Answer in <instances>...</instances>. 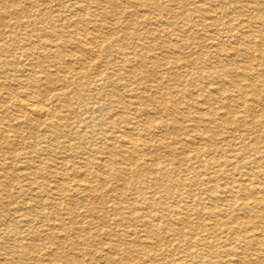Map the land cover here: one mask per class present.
Here are the masks:
<instances>
[{"label":"bare ground","instance_id":"6f19581e","mask_svg":"<svg viewBox=\"0 0 264 264\" xmlns=\"http://www.w3.org/2000/svg\"><path fill=\"white\" fill-rule=\"evenodd\" d=\"M35 1H37V0H35ZM137 1H139V0H137ZM170 1H172V0H170ZM173 1H176V0H173ZM217 1L218 2L222 1L223 3L221 2L219 4V6H217V8H215L214 7L215 4L213 5V3H216ZM244 1H247V2L246 3L244 2V4L239 8L238 12L240 10H247V11L251 12L253 14V16L247 22L250 24L253 22H258V23H260V26H261V24L264 26V10H262V7L258 3L259 1L252 0L256 4H253L251 1H248V0H244ZM30 2L31 1H29V0H1L0 1V13H1L0 14V21L4 22L7 20V18L14 16V15H17L16 19L18 20V19H20L21 16L23 17L24 15H27L30 12L31 7L33 8V6H36V8L39 7L41 9H43L44 6H46V5H44L42 8L43 4H41L39 2L30 4ZM144 2L146 3V6L148 7V11L146 13H143L142 17L139 15L141 18H137L138 12L133 10V11L129 12V14H130L129 19H123V17H121V15H123V12L118 10L117 0H83V2H78V4H76V5L73 3L74 6L71 9L72 15H71V17H69L70 18L69 21L67 20L68 19L67 18L68 16H67L66 17L67 21L65 23L62 22V25H59L57 23L58 24V31H57L58 33L57 34H59V38L61 39V44H59L56 48H53V46H51V48H49V47L45 48L46 46L45 47L41 46L40 47L41 49L38 48L39 50H37V49H33L31 46L30 47L28 46L29 48L28 49L26 48L25 54L24 53L20 54L22 56L25 55L26 57L20 58V57H18L19 55H16L15 52H13L10 49V47H7L5 49H2V47H1L2 50H0V77L2 74L3 75L5 74V78H4V80H2L0 82V86H1L0 90H1V94H2L3 99H4V103L6 104V103L10 102L11 105H9V108L7 109L8 111L7 112L5 111L4 114L1 115L2 117H0V123H1V125H0V147L2 148L4 141L6 142L10 138L11 139L12 138L21 139L22 140L21 143H23V142H26V140H25L26 138H29L30 135H33V137L39 136L43 142H46V145L44 147L36 149L39 151L34 150V152L39 153L40 156H41V154H45L46 152L58 151L59 147H57L53 144V140L55 137H57L58 135H60L62 133L61 129H60V125L62 124V119L64 120L66 118L65 115L60 114L59 111H64V109L62 110V108L66 107V112L68 111L67 114L70 115L72 117V119L74 118L77 121H82L84 118L82 112L88 111L87 110L88 104L86 103V99H84L82 96V90L78 91L77 90L78 88L75 90V97L74 98L76 99V101H79V104H80L79 107L81 108V110L74 108L73 105L70 103V101L67 102V105L65 104V105H62L59 107L56 104L54 105V102L51 103L52 101L48 102L45 98L41 99L39 102H32V101L30 102V100H23V98L21 99L20 96H19L20 99L14 98L12 96L11 92L8 91L7 89H5L6 85L8 84L7 82L9 80H11V77H10L11 73L13 75V78L15 75H17L16 74L17 72L21 73V75L19 74L20 75L19 77H16V76L15 77L17 79V82L19 84H22V86L26 85V88H27V86H31V84H32V86L34 88L37 86L40 88L39 85L44 83L42 80L43 78L38 79L36 75H37L38 71L43 72L44 70L46 71L48 69L47 68L48 66L45 68V64H44L46 61H48V62H51L50 65H54L57 68H56V71L54 72V74H52L53 72H48L47 74L45 73L47 76L44 78H46L45 79L46 82L49 83V84L46 83V85L49 86L50 83L54 82L56 80L57 76H62L60 79L61 80L63 79L64 80L63 82H67V86L69 85V83L75 82V83H78L79 89H83L81 87H88L90 89L92 86L91 84L93 82L91 80H88V79H90L91 76L94 75L95 77H97L96 79L93 78L94 83L101 81V84H103V86H106V87L109 86L112 88V90H111L112 92L109 95H106V97H107V99H109V101H113L112 96L115 95V93H116L115 90H117L119 88V86L122 84L124 87L128 88V90L130 92H134V94H135V96H134L135 98L133 100L128 101L127 106H129V108H132L135 114H137V115L140 114L141 116H144L143 114H145V115H148V118L146 117L144 119H138L139 116L136 115L134 117L136 119L135 122H131V119H129V118H125V120H123L122 118H117V119H115L116 121H112L110 119L111 121H109V123L106 124V127L100 128L99 129L100 132L108 133L109 135L111 133H114V134H116V136H118V133H120L118 131V128H117L118 123L126 121V120H127V123H130V124L132 123L131 127H130V131L128 130V132L120 134L121 138L123 139V142H124V144L121 143L124 145V149L122 150V153H120V155L114 153L113 149L111 148V146L109 144L108 145L106 144L105 146L102 145L103 147L100 146V148H101L100 152H102L104 148H105V150L107 149V151H106L107 153L105 154V157L101 158L98 162L99 166H101L102 168L103 167L105 168L103 171H96V169L94 171L92 169L94 167V162L91 161L90 159H87V158H86L87 160L85 162L82 161V162H80L79 165L76 166V167H78V169H80V171L84 170V172L82 173V174L86 175L84 177H91L92 179L86 180V178H84L82 180H79L75 185V190H78L79 192L84 191L86 193V195L89 197V200H91V199H94L95 196L100 192L101 187H103L104 189H107L106 192H107V194L109 193V195H110V193L114 189L112 187H110L108 189V186L111 184L112 180L117 181L115 188H118L120 186V188H123L126 190H135V192L138 194L137 199L135 201L142 202L144 204V208H146V210L149 212H153L154 214L151 217L153 219V221H151L152 224L147 227V231H148L147 233L149 234L148 237L150 240L145 239V238H141V237H139L137 240L136 239L135 240L126 239L125 241H117V239H116V244L111 243L110 247H109L110 251L116 255L115 256H107L105 258L106 259L105 263L106 264H124V263L127 264V262L128 263L129 262H132V263L135 262L134 264H155V260H157V255H159L158 253H154L156 250L155 247L158 248V246H160V245L162 246L165 244L164 240L167 237H165L162 234V232L165 233L164 231L169 230L168 228H170L169 225H167V227H165V225H162L160 222L164 223V221H166L168 218H170L169 215L170 216L172 215V218L174 221H180L182 223L187 224L191 220L190 219L191 215L192 216L195 215V216L199 217L200 215H203L204 213H206V216H209V219H210V217H213L215 220V223H214L215 226L213 225L214 227H210V230H213V233H210V235L207 237L199 236L200 235V233H199V234H197L199 237H195L196 234L193 233V230L191 229V231L189 230V232L184 235L185 238L179 237L177 239V241L179 240L177 242V244H169V246L167 248H165V245L167 244L166 243L164 245V248H165L164 254L170 255V253H171V256H172V254L174 252L176 253V251H178V253L181 254L180 258L178 260H172V262L177 261V263H175V264H264V219H263L264 218V61H263L264 56H263V54L259 53L257 55V57H255L254 56L255 51L253 52V51H251V49L234 48L236 45L232 42L233 45L230 44V46L231 47L233 46L232 48H234L233 50L235 51V55L237 54V55H241L242 57H246L245 59L248 60L247 63L250 61V57L254 58V59L252 58L251 60L252 61L254 60L256 62L255 65H257L259 67V74L260 75H257V76H262V78L256 79L257 76H255V74L253 73V71L251 69L249 70L251 65L248 64V67H246L247 69L243 68L244 71L239 73V74H241L240 78L245 80V83L239 84L238 82H235V83L231 82V85H230V80H228V79L226 80L224 78L226 75H221L222 73L224 74V72L228 71L226 69V67L224 68V65L228 66V65L232 64L231 66L233 67V64H235V66L238 67L240 65L239 64L240 61L237 62L235 60L237 62V64H239V65H236V62L230 63V62L224 60V61H226L227 64L223 63L224 65H222L220 67V66L214 65L212 63L208 64L206 62V60L203 59L205 56L204 57L202 56V59H200V61L196 60L200 64L201 69L209 68L208 72L212 71L211 73L215 77V80L217 81L216 83L219 85L221 84V86H218L217 89L214 88V90H212V91L210 90V92L208 91V94L206 95V97L202 103L200 101H197L198 100L197 99L194 101L192 100L191 104H188L189 107L188 106L187 107L190 109L194 108L196 113H197L196 115H193V117L190 119V120L195 122L193 128H194V131L196 133V136H194L190 139L188 137V136H190V134H188V136H187L186 132L184 131V129L181 126L182 121L179 120L178 117H175L173 115V111H171L172 113H169L170 115H173L169 119H164V116H158L159 114H157V113H159L158 110H160L158 108L159 107L158 105H161L166 110H170L171 109L170 104H172L174 106V105L180 103V100L178 101V99H174V98L168 99L167 97H164V96H166L165 94L161 97L159 96V94L161 93L159 91L161 89L160 86H162L164 83H166L165 77L162 75L164 73V71L161 70V68H162L161 66H162L163 61L161 60L162 62H157L154 70L152 71L155 78H156L155 83L157 85H155V86H156V88L160 87L159 90L152 89L153 85L150 84L151 79L148 76H139L138 81L141 84V86H139L137 88H130L132 86L133 82L131 84L129 82H125V83L123 82L122 83L121 82L122 76H121L120 69L116 68L113 70L112 74H109V73H107V69L103 68V65L97 64L96 61L101 56L102 51H104L106 55L110 54V53H111L110 55H114L113 51L116 50L114 48V46H115L114 43L116 41V38H114V35L112 33L114 30L112 32L108 31L104 35H98L97 32L99 29H101V27L106 26L104 24H107V22H108L107 17H109L111 15V16H113V19H112V22H110V23L111 24H121L122 28L125 29V30L122 29L124 31L125 35H124L123 39H121L122 43H123L122 47L124 49H130V48L135 49L137 47V45H133L132 43H128L126 41V39L129 36L132 37L133 39L134 38L141 39L143 37L149 38L151 36V34H153V32H151V30H153V29H151L150 31H147V30L145 32L143 31L144 35L142 36L141 33L138 34L137 31L133 30L135 25H138V23H139V24H141V26L142 25L147 26V25H150L152 23V21H155V20H156L155 22H157L156 24H158L159 26H161V24H164L165 22H167L169 24V26L176 25L178 30H180V27H184L183 32L187 35V33L189 31L196 29V28H202L204 30H211V31H214V29H215V31H216V29L220 23L219 19H222V21L224 20L223 21L224 22V27H223L224 30H226L230 33V30H231L230 29V9L228 8V3H230V0H193V2L191 1L192 5L190 7L186 6L187 2L185 0V3L183 2L184 5H181L182 11L179 13H172L171 12L172 10L170 9L171 5L170 4L164 5L159 0H144ZM234 3H236V2H234ZM100 4H102V6H98ZM96 6H98L99 8L96 10H91L92 7H96ZM39 10L40 9H38V11ZM69 10H67V11L69 12ZM127 10H129V9H127ZM164 12L168 13L166 16L164 15L166 17V19L165 18L160 19ZM39 13H40V11H39ZM51 13L52 12H49L48 10L43 11V16L40 18L41 19L40 22H43L42 21L43 19L51 20L53 18H54L55 22H58L59 19L61 18V15L63 14V13L57 14L56 16H54ZM189 16H191V18ZM99 18H101V19H99ZM36 19L38 20V18H36ZM21 20H23V19H20V21ZM20 21H19V23H20ZM24 21H25V19H24ZM29 21H31V20H29ZM48 21H45V23ZM51 21H53V20H51ZM163 21H165V22H163ZM240 21L244 22L242 20H240ZM232 22H234V21H232ZM37 23H35V25ZM101 23H104V24H101ZM17 24L18 23H16V25ZM40 24H42V23H40ZM22 25H23V23H22ZM43 25L45 26V24H42V26ZM108 25H109V22H108ZM18 26H19V24H18ZM169 26H168V28H169ZM20 27H21V25H20ZM53 27H54V25H53ZM166 28L167 27H165L164 30ZM252 30H253V28H252ZM35 32H37V31H35ZM48 32H49V30H48ZM48 32L46 29L45 30L42 29V31L40 30V33H39L40 35L38 37H40V39H42V40L43 39L49 40V42H50V40H52V38L54 37L53 36L54 33L52 34V38H51L49 36V34L52 32H50V33H48ZM148 32L151 34L147 35ZM160 33H161V31H160ZM192 34H193V31H192ZM248 34H250V33L248 32L247 35ZM174 35H176V33H174L173 36ZM204 35H205L207 40L212 39L211 36L210 37L207 36L208 33H205ZM243 35L246 36V34H243ZM41 36H43V38ZM213 36L215 37V35H213ZM161 37H163V36L161 35ZM164 37H165V35H164ZM14 39L20 40L19 35H16L14 37ZM184 39H187L189 41H193L194 36H191L188 34V38H184ZM197 40H199V39H197ZM142 41H144V39ZM195 41H196V39H195ZM110 42H112V43L110 44ZM32 43H33V41H32ZM155 43H157V42H155ZM166 43H168V42H166ZM185 43L187 44V42H185ZM220 43L219 44L214 43L213 45L210 44L213 51L216 52V54H218V57H219V54L221 55L222 50L225 51L224 50L225 48L223 47V43L222 44H220ZM34 44H33V46H35ZM41 44H42V42H41ZM193 44H195V48L197 51H199L200 53L202 52V54H204V53L206 54V52L203 50L204 46L201 42L200 43L193 42ZM236 44H238V43H236ZM251 44L253 45V43H251ZM39 45H40V43H39ZM42 45H44V44H42ZM54 45H56V43ZM4 47H5V45H4ZM180 47L184 48L185 45H180ZM180 47L175 46L172 43H169V46L167 47L169 49L166 50V55H165L166 58L171 61L172 65L175 66V69H177L176 71L172 72V78L176 82H179V80H181V78L183 76L182 73L179 71V68H181V66H182L179 63L180 59H179L178 49ZM185 50H187V49H185ZM261 50H263V48H261ZM203 51H204V53H203ZM114 52H117V51H114ZM214 52H213V54H214ZM208 53H209V51H208ZM127 54H130V53L127 52ZM138 54H137V56H138ZM185 55H187V54H185ZM182 56H183V54H182ZM185 57H187V56H185ZM231 57L233 58V56H230V58ZM222 58L224 59L225 57H222ZM234 58H236V57H234ZM238 58H240V57H238ZM20 59H27L26 61H24L27 63V68L25 67V65H23V67H22L21 62L19 61ZM66 59H68L70 61H68V60L66 61ZM183 59H185V58H183ZM111 60H114V57H112ZM111 60L110 61L108 60V62L110 63ZM142 61H141V64H143ZM152 61H155V60H152ZM193 61L191 63H193ZM217 61H219L218 58H217ZM232 62H234V61L232 60ZM112 63H115V62H112ZM188 63H189V61H188ZM243 63H245V62L243 61ZM33 64L40 67V70H37V69L35 70V68H37V67L34 68ZM113 65H116V64H113ZM143 65H146V64H143ZM193 66H191V67H193ZM241 67H244V66H241ZM27 70H28V72H27ZM191 70L189 72H191ZM19 71H21V72H19ZM60 72H62L64 74L60 75ZM131 73L133 75H136L137 69L136 68L132 69ZM169 73H171L170 70H169ZM232 74H235V73H232ZM123 75H125V74H123ZM31 78H32V81H30ZM82 80H84V81H82ZM212 82H210V83H212ZM43 85L44 84H42L41 86L43 87ZM207 85H209V84H207ZM33 87H31V88H33ZM49 87L51 88L52 86L50 85ZM195 88H197V87H195ZM230 89L232 91H238L237 92L238 95H235L231 99H230V95H231ZM87 90L88 89H86V91ZM173 90L177 91V87L173 86ZM35 92L36 91L34 89H32V92H30V93L34 94ZM42 92L43 91H41V94H42ZM129 94H131V93H129ZM232 94H233V92H232ZM55 96H57V95H55ZM85 96L87 97V95H85ZM26 97H27V95H26ZM89 97H90V95H89ZM91 97H90V99L93 98V97L92 98ZM231 101L237 102L235 104V106L237 105L236 111L230 110V102ZM94 102H97V100H93L92 102L90 101V103H92V104ZM119 102H121V100ZM204 103L208 105V106L206 105L207 106L206 108H202V104H204ZM223 103H224V105L221 106ZM79 104H77V106ZM222 107L225 108L224 112L220 111V108H222ZM186 108H183V109H186ZM96 115H97V113H96ZM160 115H162V114H160ZM177 116H179V115H177ZM117 117H120V116H117ZM186 120H187V118H186ZM230 125H232L231 127H233V128H238V130H239V127H241V128L247 127V129L248 128L250 129V135H252V136H246L245 135V137L243 138V140H245L244 145H243V151H244V154H246L244 157H246L247 154L249 155L250 153L253 152L255 154V158H254V156H252L251 158L246 157L244 159H241V158H239V154L236 153V149L230 148L234 144L233 141L235 139V137L232 133L233 131L230 132ZM183 127H185V125ZM126 128H128V127H126ZM157 130H159V131L157 132ZM182 130L184 131L183 133L180 132ZM234 131H236V130L234 129ZM258 131H259V133H258ZM260 131H261V133H260ZM247 135H249V133ZM239 136H241V135H239ZM168 138H171V139H168ZM167 139L171 140V141H167ZM196 140H198L199 144L200 145L202 144V145L197 146L196 145L197 143H196L195 145L197 147L192 148L191 147L192 144L190 145V142L196 141ZM30 141H32L31 138H30L29 142ZM35 142H37V141H35ZM113 142L112 143L108 142V143L113 144ZM35 144H37V143H34V145ZM238 144H239V142H238ZM238 144H236V147ZM25 147H27V146H24V149L26 150L27 148H25ZM2 151H3V149H2ZM237 152H238V150H237ZM47 154H46V156H47ZM49 155H51V154H49ZM202 155H205L207 157L208 168H206L202 164L198 163L200 161V158ZM43 157H41V158H43ZM58 157H60V155ZM242 157H243V155H242ZM12 159L14 160L13 161L14 163H15V161H18L22 165L21 168L18 167V169H17L18 175L14 174V175H16L15 179H19L20 181H23V183H24V184H18V187H17L18 188V192H17L18 194H25L26 195L27 193L30 192L29 189H32L31 191H33L34 188L31 187V184H33L35 182H40L39 181L40 178L43 177L45 179V182H44L45 184H44V187L40 186L39 190L41 192L43 202L45 201L50 206H52L53 211L56 212L57 209H62L64 207L62 202L66 196L68 197V195H70L68 197V199L71 198V202H73L74 199L72 197L75 198V196H72V194H68L69 189H67L66 183L61 182L60 179H59L60 181H58L56 179V177H58V174L60 172V170L59 171H57V170L61 169V170L66 171V169L68 168L67 164H65L63 162L62 163L58 162L59 165H57V163H56L57 161L54 158L49 157L48 159H49L50 165L46 164L47 167H45L44 166L45 164L43 165L41 161L39 163H37L39 158L37 160H35L32 157H29L28 152L16 154V155H14V157H11V160ZM194 159H196L195 160L196 164H194L193 166L190 165L186 169L183 168V167H186L188 165V163H190V160H194ZM8 162H9V160H8ZM230 166L236 170H241V168L247 169L248 171L246 173L241 172L243 175H247V174L250 175V172L257 171V173L256 172H253V173H255L254 174L255 176L257 175L256 178H258V179H250L249 178V180H247L248 183L245 180L240 181L234 177V174H236L235 173L236 171H234V170L232 171ZM46 169H50V171L52 172L51 173L52 177L50 179H47L50 176H46L47 175L45 173ZM189 169L194 170V174L191 175L189 172ZM5 171H7V170H5ZM65 171H64V173L68 175V172H65ZM12 175H13V173H12ZM129 175L137 178V185H135L133 188L129 187V189H128L125 182L128 179ZM207 175H209L211 179L212 178L217 179V182L211 187H207L206 185L210 184L209 181H213L214 179L209 180V178H207V180H206V178H204L203 176H207ZM7 178L11 179L10 177H7ZM70 178H71V176H70ZM0 179H2V178L0 177ZM220 180H225L224 181L225 183L221 184ZM97 181L102 186L98 185L96 183ZM10 182H11V180H10ZM118 182H122V183H118ZM244 182H246L248 186ZM8 184L9 183L5 184V186ZM193 187H196L197 189L203 188V191H204V187L208 188V190L213 192V194L208 196V197L207 196L204 197L205 194L202 193V190H201V192H200V190L198 191L201 193L200 194V193L196 192L197 189H195V188L193 189ZM57 190L60 193H58ZM194 190H196V191H194ZM235 192H238V194L236 195ZM17 193H15V194H17ZM1 194H2V192H1ZM202 194H203V196H202ZM236 196L238 199H240L241 202H237L238 199L236 198ZM13 197L14 196H12V195H11V197H9L11 199V201H12ZM232 197L236 198L237 203H235V202H234V204L231 203L230 200ZM14 198L17 199L18 197H14ZM185 198L186 199L188 198V200L186 201L185 204H183V202H185V200H184ZM7 202H9V201H7ZM15 202H17V201H15ZM68 202H70V201H68ZM125 202L126 201H124V203ZM170 203H173V205ZM5 204H6V202H5ZM22 204H26V207H24V208H26V210L24 209L26 212L22 211L24 213L25 217L28 216V218H29L30 215L33 216L34 213H37L36 207L38 206V204H36V203L35 204L30 203L29 204L27 201H25V202L23 201ZM132 204H133V206L130 207ZM132 204L130 206H128L127 204L126 205L130 208L129 210H131V213L137 214L139 208L136 206V204H134V203H132ZM3 205H4V203H3ZM78 205H80V204H78ZM233 206H237V208H235ZM4 208H5V206H4ZM6 208H8V207H6ZM110 208H111V206H110ZM63 209L65 210L66 214L69 215L70 222L68 223L66 220V222H67V225H66L65 224L66 222L65 223L61 222L64 217L62 218V220H59L58 218H56L55 221L58 223H55L56 225L55 226L53 225V226L58 227L57 229H59V227L63 228L64 226H66L67 229H70V230L74 229L76 231L77 227H74V224H76V222L74 221L75 220L74 216L76 215V212H77L76 207L72 206V207H66ZM141 209H143V208H141ZM42 210H43V208H42ZM92 210H94V207H92ZM146 210H144V211H146ZM236 210H240L241 212L239 211L238 214H235V212H237ZM80 211H82V210L80 209ZM119 212H120V216H123V217L125 216V212L122 210V206H121ZM170 212H172L173 214ZM4 213L5 212H2L0 210V217H2L4 215ZM49 213H50V210H49ZM24 215L22 214V216H24ZM82 215H84V214H82ZM16 219H18V218H16ZM36 219L38 220V218H36ZM200 219L203 221L202 218H200ZM200 219H199V221H200ZM207 219H204V220H207ZM230 220H232V222L236 223V225L234 224V226H230ZM28 221L30 223L31 221H33V218L31 220H28ZM132 221H134V220H132ZM210 221H212V220H210ZM210 221L208 220V222H210ZM89 222H91V221H89ZM171 222H172V220H171ZM193 222H194V220H193ZM232 222H231V224H232ZM1 223H4V222L1 221ZM25 223H26V221H25ZM29 223L27 224L26 227L29 226ZM182 223H180V224H182ZM12 225L11 226L9 224L7 225V227L9 228L8 230L12 236L10 238L8 237V241H7L6 245L4 242V245L2 246L3 249H5V248L9 249L10 252L12 253V255L7 257V253H8L7 252L6 256H5L7 258L4 259V256H3V261L1 260L0 264H13V262H15L16 259H17V261H21V263L25 259L29 260L28 258L33 257L34 253L38 251L37 246H39L41 244V243L39 245L35 244L37 242L36 239H38V242H39L38 236L35 239V243L27 244L28 241L27 242L25 241V243H24L23 239L21 240V238L18 237V235H17L18 233L16 234L15 225H13V226ZM89 225H90V223H89ZM196 225L203 228V226L205 227L207 225V223L206 224L204 223V225H203V223L200 222V224H196ZM46 226L49 227V225L47 223H46ZM87 226L88 225H86V228H88ZM101 226H102V224H101ZM142 227L143 226H141V230H142ZM223 227L226 228L225 231L226 230L227 231L225 232L226 234L223 232L222 233L224 235H228L227 233H232V234H230L231 236H229V237L226 236L224 238V236H221V234H219V231H221L219 229H221V228L223 229ZM204 229L209 230L208 227H206ZM70 230H69V232H70ZM38 231H40V230H38ZM41 231H42V229H41ZM49 231H47V232H49ZM55 231H56V229H55ZM64 231H65V229H64ZM79 231H81V230H79ZM171 231H173V229ZM178 231H179L178 229L175 231L176 235H177ZM255 231H258V232H255ZM51 232H52V230H51ZM203 232H206V231H203ZM65 233H67V232L65 231ZM100 233H101V231H100ZM117 233H118V235H120L119 231H117ZM171 233H173V232H171ZM19 234H22V233H19ZM42 234L43 233H41L40 235L42 236ZM68 235L66 236L67 238L65 237L67 240L69 237ZM104 235H105V233H104ZM123 235H124V232H123ZM137 235H138V233H137ZM44 236L41 237V239L44 238ZM91 236H93V235H91ZM96 236H98V235H96ZM99 236L102 237V235H99ZM130 236H132V235H130ZM173 236H172V238L175 239ZM175 237H177V236H175ZM222 237H223V239H222ZM76 238L79 239L80 237H76ZM111 238H112V236H111ZM28 239H30V238L28 237ZM66 239H65V241H67ZM167 240H169V237L167 238ZM43 241H46V240H43ZM51 241H52V238H51ZM62 241H64V240H62ZM65 241L63 243H65ZM29 242H30V240H29ZM49 242H47V243H49ZM172 242H173V240H172ZM51 245H53V244H51ZM40 246H42V245H40ZM70 246L68 247V245H67V247L69 249H71ZM76 246H78V244ZM96 246H98V245H96ZM80 247H78V249ZM2 248L0 250H3ZM45 248H42V249H45ZM58 248H60V247H58ZM68 248L66 250L67 252H69ZM72 248H73V246H72ZM154 248H155V250H154ZM76 249H74V250H76ZM54 250L55 249H53L52 251H54ZM153 250H154V252H151ZM156 251L158 252V250H156ZM2 254H4V252ZM31 254H32V256H31ZM39 254H41V253H39ZM61 254H63V253H61ZM66 254H68V253H66ZM58 255L59 254H57L56 256H58ZM88 255H90V253ZM40 256H42V255H40ZM69 256L70 255H68V257ZM75 256H76V254H75ZM171 256H169V257L171 258ZM48 257H49V255H48ZM63 257H65V256H63ZM176 257H178V256H176ZM38 258H39V256H36V253H35V256L33 257V259L37 261ZM65 258H67V257H65ZM62 259H64V258H62ZM38 260L40 261V258ZM55 260L58 261L61 259L58 258V260L57 259H55ZM55 260L54 261L52 260V261L55 262ZM68 260L71 261L69 258H67V260L64 259L63 262L61 260V262L59 261V263L69 264L70 262ZM160 260H164V259H160ZM45 261H49V260L46 259ZM74 261H75V259H74ZM89 261H87V262H89ZM168 261H170V259ZM40 262H42V260ZM17 263L18 262H15V264H17ZM24 263L25 262H23V264ZM59 263L57 262L56 264H59Z\"/></svg>","mask_w":264,"mask_h":264},{"label":"rangeland","instance_id":"374dc122","mask_svg":"<svg viewBox=\"0 0 264 264\" xmlns=\"http://www.w3.org/2000/svg\"><path fill=\"white\" fill-rule=\"evenodd\" d=\"M1 1V0H0ZM31 1L30 4H33V3H41L43 4L42 5V8L44 5V8L41 9L39 7L36 8V6H33V8L31 9L30 8V12L27 14V15H24L22 18L20 17V19H23L20 21V19H16L17 15H14V16H11L9 18H7L6 21L4 22H1L0 21V50L2 49H5L7 47H10V49L15 52L16 55H19L18 57L20 58H24L26 57L25 55H20V54H25V50L26 48L28 49L30 46L33 48V49H41L40 47L43 46L45 48L49 47L51 48V46H53V48H56L59 44H61V39L59 38V34H57L58 32V24L59 25H62V22H66L67 20L69 21V17H71L72 15V12H71V9L72 7L74 6V4H78V2H83V0H29ZM43 1V2H42ZM47 1V2H46ZM161 3H163L164 5H167V4H170L171 7L170 9L172 10L171 12L172 13H179L182 11V7L181 5H184L185 3V0H176V1H170V0H159ZM193 2V0H191ZM190 0H186V6L187 7H190L192 4ZM236 3H234V2ZM248 1H251L253 4H256L254 1L252 0H248ZM256 1H259L258 3L260 4V6L262 7V10H264V0H256ZM167 2V3H166ZM184 2V3H183ZM222 1H217L216 3H213V5L215 4V8H217V6H219V4L221 3ZM244 2L246 3L247 1H244V0H230V3H228V8L230 9V33L226 30H224V20L222 21V19H219V25L215 31H211V30H204L202 28H196V29H193L191 31H189L187 33V35L183 32L184 31V27H180V30L177 29V26L176 25H171L169 26V24L165 21L164 24H161V26H159L158 24H156L157 22L155 21H152V23L150 25H142L138 23V25H135L134 26V31H137L138 34L141 33L142 36L144 35L143 31L145 32L146 30L147 31H150L151 29V32H153V34H151V36L148 38V37H143L141 39H138V38H132V37H128L126 39V41L128 43H132L133 45H137V47L134 49V48H130V49H124L122 47V40L123 37H124V31L125 30L124 28H122L121 24H111L110 22H112V19H113V16H109L107 17V21L109 22V25H108V22L107 24H104V23H101V24H104L106 25L105 27H101V29L98 30V35H104L106 32L108 31H113V35H114V38H116V41L114 43V48L116 50L114 51H117V52H114L113 51V54L114 55H110V54H105L104 51H102L101 53V56L97 59V64L99 65H103V68H106L107 69V73L109 74H112L113 73V70L114 69H120V72H121V76H122V80L121 82L125 83V82H129L130 84L132 83V86L130 88H137L139 86H141V84L139 83L138 81V77L139 76H148L151 81H150V84H152L153 88L152 89H156V90H159L160 87L161 89L159 90L161 93L159 94V96H163L164 94L166 96L164 97H167L168 99L171 98V99H178V101L180 100V103L176 104V105H171V109L170 110H166L164 107H162L161 105H158L159 109L157 114H159L158 116H164V119H169L171 116H175V117H178L179 120H181V126L182 128L184 129V131L186 132L187 136L188 134H190V136H188L190 139L194 136H196V133L194 131V121L190 120L193 115H196V111L194 108L190 109L188 108L189 105L188 104H191V101L193 100H197V101H200L201 103L204 101L206 95L208 94V91L210 92V90H214L218 88V86H221V84H217L216 80H215V77L213 76V74L211 73L212 71L208 72L209 71V68H203L201 69L200 67V64L196 61V60H199L202 59V56L204 57L203 59L206 60V62L209 64V63H212L214 65H218V66H222L224 64H227L226 61L230 62V63H235L236 61L239 62V64H237L236 62V65H239L238 67L235 66V64H233V67L231 65H228V66H225L224 65V68L226 67V69L228 71L224 72V74L222 73L221 75H226L224 78L227 80H230V85H231V82H238L239 84L240 83H245V80H243L242 78H240V75L239 73H241L242 71H244V69H247L246 67H248V64L251 65V67L249 68V70L251 69L253 71V73L255 74V76L257 75H260L259 74V67L256 64V62L253 60H251L253 57H250V61L247 63L248 60H246L245 58L246 57H242L241 55H235V51L233 50L234 48H240V49H251V51H255V57H257V55L259 53L263 54L264 56V26L261 24L260 26V23L258 22H253V23H248L247 21L250 20L253 16V14L247 10H239V8L244 4ZM74 3V4H73ZM117 8L118 10L122 11L123 12V15H121V17H123V19H129V12L131 11H137L138 12V16L137 18H141L142 17V14L143 13H146L148 11V7L146 6V3L144 2V0H117ZM126 5H125V4ZM223 3V2H222ZM262 3V4H261ZM28 4V3H27ZM122 6H121V5ZM130 4V5H129ZM66 7H65V6ZM237 5V6H236ZM54 6V7H53ZM98 6H102V4L98 5ZM96 6V7H92L91 10H96L98 9L99 7ZM126 8H125V7ZM235 6V7H234ZM48 7V8H47ZM130 7V8H129ZM116 8V9H117ZM122 8V9H121ZM132 8V9H131ZM147 8V9H146ZM234 8V9H233ZM38 9H40V13L38 11ZM70 9V10H69ZM129 9V10H127ZM145 9V10H144ZM37 10V11H36ZM42 10V11H41ZM45 10H48L49 12H52L51 14H53L54 16H56L57 14H62L61 15V18L59 19L58 22H55L54 18L51 19V20H46V19H43L42 21L43 22H40L41 21V17L43 16V11ZM69 10V12L67 11ZM124 10V11H123ZM236 12H235V11ZM32 11V12H31ZM156 11V10H155ZM141 12V13H140ZM170 12V13H171ZM246 12V13H245ZM32 13V14H31ZM1 14V13H0ZM168 13H163V15L161 16L160 19L162 18H165L166 19V15ZM31 15V16H30ZM41 15V16H40ZM141 17H140V16ZM165 15V16H164ZM170 15V14H169ZM68 16V17H67ZM65 17V18H64ZM68 19H67V18ZM112 17V18H111ZM191 18V16H189ZM236 17V18H235ZM38 18V20L36 19ZM25 19V21H24ZM28 19V20H27ZM67 19V20H66ZM101 19V18H99ZM236 21H235V20ZM31 20V21H29ZM141 20V19H140ZM164 20V19H163ZM221 20V21H220ZM240 20L244 21V22H241ZM20 21V23H19ZM30 23H29V22ZM45 21H48L45 23ZM234 21V22H232ZM28 22V23H27ZM34 22V23H33ZM42 23V24H45V26L42 24H38V23ZM16 23L18 24L16 25ZM23 23V25H22ZM35 23H37L35 25ZM49 23V24H48ZM58 23V24H57ZM63 23V24H64ZM34 24V25H33ZM167 24V25H166ZM21 25V27H20ZM54 25V27H53ZM166 25V26H165ZM28 26V27H27ZM120 26V27H119ZM157 26V27H156ZM169 26V28H168ZM45 27V28H44ZM57 27V28H56ZM147 27V28H146ZM160 27V28H159ZM167 27L165 30L164 28ZM20 28V29H19ZM55 28V29H54ZM253 28V30H252ZM43 30H49L48 33L52 32L49 34V36L52 38V34H53V38L52 40H46V39H40V37H38L40 34V30L42 31ZM108 29V30H107ZM123 29V30H122ZM163 31H162V30ZM202 29V30H201ZM52 30V31H51ZM56 30V31H55ZM158 30V31H157ZM161 33H160V31ZM177 30V31H176ZM255 30V31H254ZM262 30V31H261ZM37 31V32H35ZM54 31V32H53ZM167 31V32H166ZM192 31H193V34H192ZM100 32V33H99ZM211 34H210V33ZM239 32V33H238ZM241 32V33H240ZM250 33L247 35V33ZM17 33V34H16ZM103 33V34H102ZM176 33V35L173 36V34ZM205 33H208V37H212V39H209L207 40L206 37H205ZM246 34L243 35V34ZM37 34V35H36ZM56 34V35H55ZM179 34V35H178ZM188 34L191 35V36H194V40L193 41H189L187 39H184V38H188ZM260 34V35H259ZM16 35H19V38L20 40H16L14 39V37ZM161 35L163 37H161ZM165 35V37H164ZM186 35V36H185ZM215 35V37L213 36ZM236 35V36H235ZM238 35V36H237ZM56 36V37H55ZM58 36V37H57ZM203 36V37H202ZM219 36V37H218ZM232 36V37H231ZM242 36V37H241ZM43 38V36H41ZM138 37V36H137ZM153 37V38H152ZM157 37V38H156ZM160 37V38H159ZM237 37V38H236ZM247 37V38H246ZM59 38V39H58ZM174 38V39H173ZM240 38V39H239ZM243 38V39H242ZM144 39V41H142ZM152 39V40H151ZM196 39V41H195ZM199 39V40H197ZM263 39V40H262ZM39 40V41H38ZM55 40V41H54ZM58 40V41H57ZM157 40V41H156ZM175 40V41H174ZM179 40V41H178ZM214 40V41H213ZM221 40V41H220ZM253 40V41H252ZM33 41V43H32ZM60 41V42H59ZM219 41V42H218ZM224 41V42H223ZM237 41V42H236ZM10 42V43H9ZM37 42V43H36ZM44 44L42 45L41 44ZM157 42V43H155ZM162 44H161V43ZM168 42V43H166ZM187 42V44L185 43ZM191 42V43H190ZM193 42H196V43H202L203 44V50L206 52V54H202V52L200 53L199 51L196 50L195 48V44H193ZM221 42V43H220ZM229 42V43H228ZM236 45H234L235 47L232 48L230 46V44L233 45V43ZM240 42V43H239ZM35 43V44H34ZM40 43V45H39ZM49 45H48V44ZM56 43V45H54ZM112 42H110L111 44ZM169 43H172L174 44L175 46H179L180 45H185V47H180L178 49V53H179V63L181 66V68H179V71L182 73V78L181 80H179V82H176L173 78H172V72L173 71H176L177 69H175V66L172 65L171 61L168 60L166 58V50L169 49L167 48L169 46ZM222 44L223 43V47L225 48L224 50L225 51H221V55L219 54V57H218V54H216V52L213 51L211 45L213 44ZM238 43V44H236ZM247 43V44H246ZM253 43V45L251 44ZM31 44V45H30ZM33 44L35 46H33ZM47 44V45H46ZM53 44V45H52ZM161 44V45H160ZM166 46H165V45ZM211 44V45H210ZM240 44V45H239ZM250 44V45H249ZM5 45V47H4ZM164 45V46H163ZM171 45V44H170ZM247 47H246V46ZM15 46V47H14ZM29 46V47H28ZM39 46V47H38ZM173 46V45H172ZM210 46V47H209ZM229 46V47H228ZM243 46V47H242ZM2 47V49H1ZM25 48V49H24ZM39 48V49H38ZM163 48V49H162ZM207 48V49H206ZM228 48V49H227ZM231 48V49H230ZM261 48H263V50H261ZM24 49V50H23ZM153 49V50H152ZM161 49V50H160ZM187 49V50H185ZM211 49V50H210ZM131 50V51H130ZM159 50V51H158ZM21 51V52H20ZM181 53H180V52ZM209 51V53H208ZM130 53V54H127ZM214 52V54H213ZM132 53V54H131ZM139 53V54H138ZM197 53V54H196ZM199 53V54H198ZM220 53V52H219ZM123 56H122V55ZM126 54V55H125ZM138 54V56H137ZM183 54V56H182ZM187 54V55H185ZM202 54V55H201ZM131 55V56H130ZM193 55V56H192ZM217 55V56H216ZM225 55V56H224ZM187 56V57H185ZM192 56V57H191ZM201 56V57H200ZM230 56H233V58ZM114 57V60H111V58ZM163 57V58H162ZM194 57V58H193ZM221 57V58H220ZM222 57H225L224 59ZM231 60H229L228 58ZM236 57V58H234ZM240 57V58H238ZM150 58V59H149ZM182 58V59H181ZM185 58V59H183ZM217 58L219 61H217ZM119 59V60H118ZM145 59V60H144ZM228 59V60H227ZM254 59V58H253ZM27 59H20L19 61L21 62L22 64V67L23 65H25V67L27 68V63L24 62L26 61ZM68 59H66L67 61ZM108 60L111 62L109 63ZM124 60V61H123ZM132 60V61H131ZM143 60V61H142ZM152 60H155V61H152ZM163 62H162V61ZM194 60V61H193ZM226 60V61H224ZM232 60L234 62H232ZM236 60V61H235ZM65 61V60H64ZM70 61V60H68ZM141 61L143 64H146V65H143L141 64ZM189 61V63H188ZM193 61V63H191ZM215 61V62H214ZM221 61V62H220ZM242 61V62H241ZM243 61L245 63H243ZM263 61H264V57H263ZM112 62H115V63H112ZM147 62V63H146ZM150 62V63H149ZM157 62H162V68L161 70L164 71V73L162 74L164 77H165V82L162 86L160 87H157L155 85H157L155 83V76L153 74V70L155 68V65ZM185 62V63H184ZM26 63V64H25ZM69 63V62H68ZM120 65H119V64ZM122 63V64H121ZM125 63V64H124ZM224 63V64H223ZM243 63V64H242ZM45 68L47 67L48 69L44 72H37V78L38 79H42L44 83L43 87L41 85L40 88L37 86V87H33L32 84L31 86H27L26 88V85L22 86V84H19L17 82V79L16 77H19L21 75V73H16L17 75L14 76L13 78V75L12 73L10 74L11 76V80H9L6 85V88L8 91L11 92L12 96L14 98H17V99H21L23 98V100H30V102H39L41 99H46L48 102H51L53 103L54 102V105L56 104L57 106H62V105H67V102L70 101V103L73 105L74 108L78 109V110H81V108L79 107L80 104H79V101H76V99L74 98L75 97V90L77 89L78 91L82 90V96L84 99H86V103L88 104V111H85V112H82L83 113V120L82 121H77L75 120L74 118L72 119V117L70 115H68V111L66 112V107L65 108H62V110L64 109V111H59L60 114L62 115H65V119L63 120L62 119V124L60 125V129H61V134L58 135L57 137L54 138L53 140V144L57 147H59L58 151H55V152H44L45 154H40L37 153V152H34L35 151H39V150H36L37 148H42L46 145V142H43L42 139L39 137V136H35L33 137V135H30L29 138H26V142H22L21 139H18V138H10L8 141H4L3 143V147L1 148L0 147V177L2 179H0V210L2 212H5L4 215L2 217H0V249L2 248V246L4 245V242H5V245L8 241V237L10 238L12 235L11 233L9 232V228L7 227V225L9 224L10 226L13 224L15 225V232L16 234L18 235V237L21 238V240L23 239L24 243L25 241L27 242V244H30V243H35V239L39 238V242H38V239H36V243L37 245H42V246H37V249L38 251L35 252L36 253V256H39L40 258V261L42 260V262H40L38 259L37 261L33 259V257L35 256V253L33 255V257L31 258H28L29 260H23L22 263L21 261H17V259L15 260V262H18L17 264H23V262H25L24 264H56L57 262L59 263V261L62 262L64 261V259L67 260V258H69L71 261H69L70 263L69 264H104L106 262V257L107 256H115L116 254H114L113 252L110 251L109 247H110V244H116V239L117 241H125L126 239H132V240H137L139 237L141 238H145V239H149L148 237V231H147V227L150 226L152 224L151 221H153V219L151 218L152 215L154 214L153 212H149L146 210V208H144V204L140 201H135L137 199V193L135 192V190H126V189H123V188H120V186L118 188H115L116 186V182L117 181H111V184L108 186V189L110 187H112L114 190L110 193L107 194V189H104L103 187H101L100 189V192L95 196L94 199H91L89 200V197L86 195V193L84 191H81L79 192L78 190H75V185L76 183L79 181V180H82L84 178H86V180H89V179H92L91 177H84L86 175L82 174L84 172V170H81L78 169V167H76L77 165L80 164V162L82 161H86L87 159H90L91 161L94 162V167L92 168L94 171L96 169V171H103L105 168L99 166L98 162L101 158H104L105 157V154L107 153V149L105 150V148L103 149L102 152H100L101 147H103L102 145H110L111 148L113 149L114 153L116 154H119L122 153V150L124 149V142H123V139L121 138V135L120 134H123V133H126L128 132V130L130 131V127H131V124L130 123H127V120L126 121H123V122H120L118 123L117 125V128H118V131L120 133H118V136H116V134L114 133H111L110 135L108 133H103V132H100L99 129L100 128H104L106 127V124L109 123V121H116L115 119L117 118H122L123 120H125V118H129L131 119V122H135L136 119L134 118L137 114L134 113L133 109L132 108H129V106H127L128 104V101L130 100H133L135 97V94L134 92H130L128 90V88L124 87L122 84L119 86V88L117 90H115V95L112 96V100L113 101H109V99H107L106 95H109L112 91V88L109 87V86H103V84H101V81L100 82H95L94 83V79H96L97 77H95L94 75L91 76L90 79L88 80H91L93 83L91 84V88L89 89L88 87H81L83 89H79V85L78 83H69V85L67 86V82H63L64 80L60 79L62 76H57L56 77V80L52 83H50V85L52 86L51 88L46 85V77L47 73L48 72H53L52 74H54V72L56 71V68L54 65H50L51 62H48L46 61L45 63ZM47 64V65H46ZM113 64H116V65H113ZM140 64V65H139ZM194 66H193V65ZM135 65V66H134ZM188 65V66H187ZM198 65V66H197ZM35 70H40V67L36 66L35 64H33ZM193 66V67H191ZM241 66H244V67H241ZM24 67V68H25ZM30 67V66H29ZM145 67V68H144ZM151 67V68H150ZM183 67V68H182ZM188 67V68H187ZM136 68L137 69V74L136 75H133L131 73L132 69ZM229 68V69H228ZM244 68V69H243ZM110 69V70H109ZM192 69V70H191ZM206 69V70H205ZM169 70L171 71V73H169ZM187 70V71H186ZM191 70V72H189ZM194 70V71H193ZM193 71V72H192ZM199 71V72H198ZM207 71V72H206ZM21 72V71H19ZM28 72V70H27ZM111 72V73H110ZM187 72V73H186ZM256 72V73H255ZM46 73V74H45ZM202 73V74H201ZM220 73V72H219ZM232 73H235V74H232ZM20 74V75H19ZM41 74V75H40ZM45 74V75H44ZM64 73L60 72V75H63ZM125 74V75H123ZM139 74V75H138ZM191 74V75H190ZM206 74V75H205ZM187 76V77H186ZM207 76V77H206ZM2 77V78H1ZM0 77V82L2 80H4L5 78V74L1 75ZM59 77V78H58ZM170 77V78H169ZM13 78V79H12ZM58 78V79H57ZM94 78V79H93ZM196 78V79H195ZM261 79L262 76H257L256 79ZM191 80V81H190ZM30 81H32V78L30 79ZM84 81V80H82ZM81 81V82H82ZM213 81V82H212ZM184 82V83H183ZM212 82V83H210ZM31 83V82H30ZM195 83V84H194ZM198 83V84H197ZM216 83V84H215ZM49 84V83H47ZM175 84V85H174ZM209 84V85H207ZM215 84V85H214ZM20 85V86H19ZM65 87H64V86ZM195 85V86H194ZM200 85V86H199ZM101 86V87H100ZM164 86V87H163ZM173 86H176L177 87V91L173 90ZM206 86V87H205ZM30 87V88H29ZM33 87V88H31ZM47 87V88H46ZM63 87V88H62ZM95 87V88H94ZM98 89H97V88ZM186 87V88H185ZM197 87V88H195ZM1 88V86H0ZM15 88V89H14ZM46 88V89H45ZM50 88V89H49ZM129 88V89H130ZM201 88V89H200ZM32 89H34L36 92L34 94L30 93L32 92ZM86 89H88L86 91ZM96 89V90H95ZM125 91H124V90ZM183 89V90H182ZM90 90V91H89ZM189 90V91H188ZM41 91L42 94H41ZM186 91V92H185ZM191 91V92H190ZM203 91V92H202ZM18 92V93H17ZM118 92V93H117ZM121 92V93H120ZM141 92V91H140ZM199 92V93H198ZM230 92H231V95H230V99L232 97H234L235 95H238L237 92L238 91H232L230 89ZM233 92V94H232ZM50 93V94H49ZM131 93V94H129ZM195 93V94H194ZM48 94V95H47ZM63 94V95H62ZM27 95V97H26ZM31 95V96H30ZM43 95V96H42ZM57 95V96H55ZM87 95V97L85 96ZM92 99H90V97ZM233 95V96H232ZM20 96V97H19ZM23 96V97H22ZM132 96V97H131ZM174 96V97H173ZM180 96V97H179ZM159 97V98H160ZM176 97V98H175ZM48 98V99H47ZM189 98V99H188ZM250 98V97H249ZM93 100H97V102H94L93 104L90 103V101L92 102ZM121 100V102H119ZM225 101V100H224ZM79 104L77 106V104ZM237 102H230V110L231 111H236L237 109V105L235 106ZM226 104V103H225ZM9 105H11L10 102L8 103H4V99H3V96L1 94V90H0V117H2L1 115L4 114V112L8 111L7 109L9 108ZM102 105V106H101ZM207 104H202V108H206ZM221 105V104H220ZM224 103L221 105L223 106ZM123 106V107H122ZM188 106V107H187ZM187 107V108H186ZM233 107V108H232ZM124 108V109H123ZM157 108V109H158ZM183 108H186V109H183ZM59 109V108H58ZM224 107L220 108V111L221 112H224ZM61 110V109H60ZM112 110V111H111ZM184 110V111H183ZM171 111H173V115H170L169 113H172ZM187 111V112H186ZM58 112V113H59ZM114 112V113H113ZM118 112V113H117ZM121 112V113H120ZM178 112V113H177ZM97 113V115H96ZM131 113V114H130ZM6 114V113H5ZM162 114V115H160ZM167 114V115H166ZM112 115V116H111ZM144 116H141L140 114L137 115L139 116L138 119H144V118H148V115H145L143 114ZM179 115V116H177ZM117 116H120V117H117ZM111 117V118H110ZM108 118V119H107ZM187 118V120H186ZM87 119V120H86ZM111 119V120H110ZM7 121V120H6ZM192 121V122H191ZM184 123V124H183ZM71 124V125H70ZM1 125V123H0ZM185 125V127H183ZM190 125V126H189ZM232 125H230V132L233 133L235 139H234V144L232 145V147L230 148H235L236 149V153L239 154V158L241 159H244L246 157H252L254 156L255 158V154L252 152L250 153L249 155L247 154L246 157H244L246 154H244V151H243V145H244V141L243 138L246 136H252L250 135V129L247 127H239V130L238 128H233L231 127ZM128 127V128H126ZM126 128V129H125ZM241 128V129H240ZM232 129V130H231ZM234 129L236 131H234ZM122 130V131H121ZM259 130V129H258ZM124 131V132H123ZM156 131V130H155ZM159 130H157L158 132ZM183 130L180 131V132H184ZM190 131V132H189ZM194 131V132H193ZM239 133H238V132ZM247 131V132H246ZM156 132V133H157ZM249 133V135H247ZM259 133V131H258ZM261 133V131H260ZM108 135V136H107ZM192 135V136H191ZM241 135V136H239ZM106 137V138H105ZM30 141L29 142V140ZM110 138V139H109ZM113 138V139H112ZM115 138V139H114ZM35 139V140H34ZM168 139H171V138H168ZM167 141H171V140H168ZM237 139V140H236ZM119 140V141H118ZM193 140V139H192ZM15 141V142H14ZM19 141V142H18ZM37 141V142H35ZM114 141V142H113ZM239 144H238V142ZM242 141V142H241ZM12 142V143H11ZM29 142V143H28ZM108 142H113V144L111 143H108ZM119 142V143H118ZM34 143H37L34 145ZM44 143V144H43ZM118 143V144H117ZM123 143V144H121ZM197 143V144H196ZM241 143V144H240ZM193 146H192V145ZM200 145L199 144V141L196 140V141H191L190 142V145L192 148L194 147H197L196 145ZM236 144L237 147H236ZM31 145V146H30ZM116 145V146H115ZM202 145V144H201ZM200 145V146H201ZM12 146V147H11ZM24 146H27L25 148H27L26 150L24 149ZM36 146V147H35ZM64 148V149H63ZM99 148V149H98ZM3 149V151H2ZM10 149V150H9ZM111 149V150H112ZM238 150V152H237ZM8 151V152H7ZM60 151V152H59ZM63 151V152H62ZM24 152H28V156L29 157H32L33 159L38 160L37 163H39L40 161L42 162V164L47 167L46 164H49V157L50 158H54L57 163V165H59L58 162L60 163H65L68 165V168L65 170H61V169H58L57 171L60 170L59 174H58V177H56V179L58 181L61 180V182H64L66 183V187L68 190V194H72V196H75L72 197L74 200L73 202H71V198L68 199V197L70 195H68V197L66 196L65 199L63 200V208H66V207H76V215L74 216L75 218V222L76 224H74V227H77L76 228V231L74 229H67L66 226H64L63 228L59 227V229H57L58 227H54L56 224L55 223H58L55 221L56 218H58L59 220H63L61 222L65 223L66 220L67 222L69 223L70 222V219H69V215L66 214L65 210L63 209H57L56 212L53 211V208L52 206H50L48 203H46L45 201L43 202V199H42V196H41V192L39 190L40 186L41 187H44V182H45V179L43 177L40 178V182H35L33 184H31V187L34 188L33 191H31L32 189H29V193H27L26 195L25 194H18V184H24L23 181H20L19 179H15V176L18 175V167H22V165L18 162V161H15V163L13 162L14 160L12 159L11 160V157H14V155L16 154H19V153H24ZM48 153V154H47ZM83 153V154H82ZM47 154V156H46ZM51 154V155H49ZM192 154V153H191ZM11 155V156H10ZM60 155V157H58ZM69 157H68V156ZM78 155V156H77ZM243 155V157H242ZM35 156V157H34ZM44 156V157H43ZM56 156V157H55ZM91 156V157H90ZM241 156V157H240ZM43 157V158H41ZM186 157V156H185ZM45 158V159H44ZM57 158V159H56ZM59 158V159H58ZM87 158V159H86ZM202 158V159H201ZM200 158V161L198 163L202 164L204 167L208 168V162H207V157L205 155H202ZM84 159V160H83ZM9 160V162H8ZM196 159L194 160H190V163H188V165L186 167H183L184 169L188 168V166H193L194 164H196ZM5 161V162H4ZM203 161V162H202ZM51 162V161H50ZM54 162V163H55ZM10 164V165H9ZM8 165V166H7ZM50 165V164H49ZM231 167V166H230ZM9 168V169H8ZM77 168V169H76ZM4 169V170H3ZM232 171H236L234 174V177L240 181H246L250 179H258L256 178L257 175L255 176L253 172H256L257 171H252L250 172V175H243L242 173H246L248 170L247 169H243L241 168V170H236V169H233V167H231ZM7 170V171H5ZM68 170V171H67ZM65 172H68V175L64 173ZM189 172L190 174H194V170H191L189 169ZM242 172V173H241ZM6 173V174H5ZM13 175L16 174V175ZM45 173L47 174L46 176H50L48 177L47 179H50L52 177V172L50 171V169H46ZM64 173V174H63ZM239 173V174H238ZM6 176H5V175ZM10 175V176H9ZM238 177H237V176ZM13 176V177H12ZM71 176V178H70ZM77 176V177H76ZM80 176V177H79ZM82 176V177H81ZM244 176V177H243ZM5 177V178H4ZM7 177H10L11 179H8ZM204 178H209V180L211 179L209 175L207 176H203ZM242 177V178H241ZM13 178V179H12ZM6 179V180H5ZM60 179V180H59ZM76 179V180H75ZM214 179V178H212ZM211 179V180H212ZM2 180V181H1ZM11 180V182H10ZM14 180V181H13ZM68 180V181H67ZM216 180V181H215ZM6 183H5V182ZM13 181V182H12ZM16 181V182H15ZM72 181V182H71ZM214 181V182H213ZM213 181H209L210 184H207L206 186L207 187H211L213 186L216 182H217V179H214ZM225 180H220V183L221 184H224ZM231 181V180H230ZM123 182V181H122ZM122 182H118V183H122ZM125 182V181H124ZM212 182V183H211ZM223 182V183H222ZM244 182V183H246ZM4 185H3V184ZM9 183L8 185L5 186V184ZM14 183V184H13ZM39 183V184H38ZM98 185H100V183L97 181L96 182ZM126 185L129 189V187H134L135 185H137V178L136 177H133L131 175H129L128 179L126 180ZM248 183V182H247ZM246 183V185H247ZM11 184V185H10ZM38 185V186H37ZM10 186V187H9ZM102 186V185H100ZM248 186V185H247ZM122 187V186H121ZM30 188V187H29ZM107 188V187H106ZM197 189L196 187H193V189ZM206 189V190H205ZM15 190V191H14ZM200 190H202V193L205 194L204 197H208L210 195L213 194V192L209 191L208 188H205L204 187V191H203V188H200V189H197L194 190L196 192H198ZM14 191V192H13ZM71 191V192H70ZM76 191V192H75ZM2 192V194H1ZM14 196V197H18L17 199L16 198H12V201L9 197H11V195L9 193ZM17 193V194H13V193ZM58 193H60L58 190H57ZM198 192V193H200ZM207 192V193H206ZM209 192V193H208ZM211 192V193H210ZM7 194V195H6ZM35 194V195H34ZM67 194V193H66ZM130 194V195H129ZM201 194V193H200ZM202 194V196H203ZM235 194L237 195L238 192H235ZM22 195V196H21ZM40 195V196H39ZM108 195V196H107ZM24 196V197H23ZM4 197V198H3ZM21 197V198H20ZM86 197V198H85ZM3 198V199H2ZM6 198V199H5ZM81 198V199H80ZM237 198V196H236ZM236 198L232 197L231 198V203L234 204L237 203V202H241L240 199L237 200L236 202ZM2 199V200H1ZM25 202L27 201L29 204L31 203H36L38 204V206L36 207L37 208V213H34L33 216H28L25 217L24 215V211L26 210V204H22V200ZM36 199V200H35ZM42 199V200H41ZM31 200V201H30ZM93 200V201H92ZM112 200V201H111ZM116 200V201H115ZM185 202H183V204L186 203V201L188 200V198L184 199ZM2 201V202H1ZM9 201V202H7ZM17 201V202H15ZM37 201V202H36ZM40 201V202H39ZM70 201V202H68ZM98 201V202H97ZM118 201V202H117ZM124 201H126L124 203ZM6 202V204H5ZM4 203V205H3ZM66 203V204H65ZM132 203L136 204V206L139 208L137 214H133L131 213V210H129L130 208L128 206H130ZM20 204V205H19ZM75 204V205H74ZM80 204V205H78ZM128 206H127V205ZM173 205V203H170ZM182 204V205H183ZM24 205V206H23ZM66 205V206H65ZM79 207H78V206ZM85 205V206H84ZM103 205V206H102ZM5 206V208H4ZM83 206V207H82ZM111 206V208H110ZM114 206V207H113ZM120 206V207H119ZM122 206V210L125 212V216H120V208ZM133 204L130 206L132 207ZM8 207V208H6ZM16 207V208H15ZM39 207V208H38ZM92 207H94V210H92ZM143 209H141V208ZM235 208H237V206H233ZM19 208V209H18ZM43 208V210H42ZM51 208V209H50ZM84 208V209H83ZM98 208V209H97ZM106 208V209H105ZM10 209V210H9ZM23 209V210H22ZM25 209V210H24ZM80 209L83 211H80ZM125 209V210H124ZM18 210V211H17ZM20 210V211H19ZM49 210H50V213H49ZM146 210V211H144ZM23 211V212H22ZM53 211V212H52ZM58 211V212H57ZM94 211V212H93ZM237 212H235V214H238L240 210H236ZM7 212V213H6ZM26 212V211H25ZM241 212V211H240ZM18 213V214H17ZM24 216H22V214ZM48 213V214H47ZM100 213V214H99ZM105 213V214H104ZM172 213V212H170ZM6 214V215H5ZM11 214V215H10ZM37 214V215H36ZM84 214V215H82ZM96 214V215H95ZM173 214V213H172ZM205 214V215H204ZM203 215H200L199 217L198 216H195V215H191L190 217V222L189 223H182L180 221H174L173 218H172V215L168 218L166 221L163 222H160L162 225H165V227H167V225H169L170 228H168L169 230H166L164 231L165 233L162 232V234L165 236V237H169V240H167V238L164 240L165 241V248H167L169 246V244H177V239L179 237H182V238H185L184 235L187 234L189 232V230L191 231V229L193 230V233L196 234L195 237H199V236H204V237H207L210 235V233H213V230H210V227H214L215 226V220L213 217H210L209 219V216H206V213H204ZM81 217H80V216ZM86 215V216H85ZM184 215V214H183ZM208 215V214H207ZM36 216V217H35ZM44 216V217H43ZM91 216V217H90ZM13 217V218H12ZM54 217V218H53ZM72 217V216H71ZM87 217V218H86ZM142 217V218H141ZM198 219H197V218ZM7 218V219H6ZM11 218V219H10ZM18 218V219H16ZM33 218V221H31L29 223L28 220H31ZM38 218V220L36 219ZM202 218L203 221L200 219ZM208 218V219H207ZM36 219V220H35ZM99 219V220H98ZM200 219V221H199ZM204 219H207V220H204ZM264 219V218H263ZM5 220V221H4ZM99 222H98V221ZM134 220V221H132ZM172 220V222H171ZM194 220V222H193ZM197 222H196V221ZM208 220H212L210 222H208ZM4 222V223H1ZM26 221V223H25ZM91 221V222H89ZM111 221V222H110ZM118 221V222H117ZM146 221V222H145ZM206 221V222H205ZM29 223V226H27V224ZM51 222V223H50ZM67 222L65 223L67 225ZM87 222V223H86ZM93 222V223H92ZM144 222V223H143ZM156 222V221H155ZM170 222V223H169ZM204 223L207 225L203 228L196 225V224H200ZM232 220H230V226H234V224L236 225V223L232 222ZM7 223V224H6ZM46 223L49 225L46 226ZM90 223V225H89ZM92 223V224H91ZM126 223V224H125ZM177 223V224H176ZM182 223V224H180ZM45 224V225H44ZM102 224V226H101ZM149 224V225H148ZM174 224V225H173ZM180 224V225H179ZM190 226H189V225ZM211 224V225H210ZM12 225V226H13ZM42 225V226H41ZM54 225V226H53ZM86 225H88L86 228ZM115 225V226H114ZM173 227H172V226ZM182 225V226H181ZM195 225V226H194ZM210 225V226H209ZM214 225V226H213ZM9 226V227H10ZM141 226L142 227V230H141ZM145 226V227H144ZM181 226V227H180ZM18 227V228H17ZM51 227V228H50ZM135 227V228H134ZM196 227V228H195ZM199 227V228H198ZM208 227L209 230H205L204 228ZM25 228V229H24ZM92 228V229H91ZM94 228V229H93ZM140 228V229H139ZM24 229V230H23ZM30 229V230H29ZM42 229V231H41ZM56 229V231H55ZM67 233H65V231ZM89 231H88V230ZM121 229V230H120ZM173 229V231H171ZM178 229L179 231L177 232V235L175 233V231ZM184 229V230H183ZM226 228L223 227V229H219L221 231H219V234H221V236H224V238L226 236H231L230 234L232 233H227L228 235H224L223 233H225ZM35 230V231H34ZM37 230V231H36ZM40 230V231H38ZM50 230V231H49ZM52 230V232H51ZM63 230V231H62ZM70 230V232H69ZM73 230V231H72ZM81 230V231H79ZM86 230V231H85ZM94 230V231H93ZM107 232H106V231ZM144 230V231H143ZM201 230V231H200ZM18 231V232H17ZM49 231V232H47ZM101 231V233H100ZM117 231H119L120 235H118ZM133 231V232H132ZM142 231V232H141ZM196 231V232H195ZM203 231H206V232H203ZM210 231V232H209ZM32 232V233H31ZM37 232V233H36ZM59 234H58V233ZM123 232H124V235H123ZM147 234H146V233ZM173 232V233H171ZM181 232V233H180ZM202 232V233H201ZM223 232V233H222ZM231 232V231H230ZM255 232H258V231H255ZM8 233V234H7ZM19 233H22V234H19ZM41 233L42 236L40 235ZM46 235H45V234ZM53 233V234H52ZM74 235H73V234ZM98 233V234H97ZM100 233V234H99ZM105 233V235H104ZM112 235H111V234ZM138 233V235H137ZM142 233V234H141ZM184 233V234H183ZM200 235L198 236L197 234ZM51 234V235H50ZM76 234V235H75ZM78 234V235H77ZM80 234V235H79ZM86 234V235H85ZM107 234V235H106ZM114 234V235H113ZM134 234V235H133ZM172 234V235H171ZM179 234V235H178ZM207 234V235H206ZM226 234V233H225ZM9 235V236H8ZM22 235V236H21ZM27 237H26V236ZM45 235V236H44ZM69 236L68 237V240L66 239L67 237L66 236ZM85 235V236H84ZM93 235V236H91ZM98 235V236H96ZM99 235H102V237H100ZM132 235V236H130ZM142 235V236H141ZM146 235V236H145ZM174 235V236H173ZM183 235V236H182ZM3 236V237H2ZM33 236V237H32ZM35 236V237H34ZM41 239V237H43ZM47 236V237H46ZM50 236V237H49ZM53 236V237H52ZM63 236V237H62ZM71 236V237H70ZM92 238H91V237ZM112 236V238H111ZM128 236V237H127ZM144 236V237H143ZM172 236L175 238L173 239ZM177 236V237H175ZM28 237L30 239H28ZM49 237V238H48ZM61 237V238H60ZM66 237V238H65ZM76 237H80L79 239L76 238ZM108 237V238H107ZM51 238H52V241H51ZM55 238V239H54ZM58 238V239H57ZM72 238V239H71ZM76 238V239H75ZM89 238V239H88ZM187 238V237H186ZM25 239V240H24ZM32 239V240H31ZM34 239V240H33ZM65 239L68 241H65ZM104 239V240H103ZM181 239V238H180ZM223 239V237H222ZM30 240V242H29ZM41 240V241H40ZM43 240H46V241H43ZM50 242H49V241ZM65 243H63L64 241ZM75 240V241H74ZM77 240V241H76ZM82 240V241H81ZM150 240V239H149ZM167 240V241H166ZM173 240V242H172ZM43 241V242H42ZM70 241V242H69ZM94 241V242H93ZM46 242V243H45ZM49 242V243H47ZM60 242V243H59ZM72 242V243H71ZM97 242V243H96ZM90 243V244H89ZM164 243V242H163ZM53 244V245H51ZM63 244V245H62ZM78 244V246H76ZM105 244V245H104ZM47 245V246H46ZM60 245V246H59ZM70 246L71 249H69L68 247ZM95 245V246H94ZM98 245V246H96ZM164 245H160L156 248V250H158V252L155 250L151 251V252H154V253H158L159 255H157V260H155V264H175L177 263V261H173L172 260H178L180 258V255L178 253V251H176V253L174 252L171 256V253L170 255L168 254H164ZM57 246V247H56ZM73 246V248H72ZM81 246V247H80ZM87 246V247H86ZM90 246V247H89ZM124 246V245H123ZM47 249H46V248ZM50 247V248H49ZM60 247V248H58ZM78 247H80L78 249ZM89 247V248H88ZM101 247V248H100ZM104 247V248H103ZM42 248H45V249H42ZM55 249L54 251H52L53 249ZM68 248V251L70 252H67ZM77 248V249H76ZM3 249V248H2ZM36 249V250H37ZM50 249V250H49ZM57 249V250H56ZM76 249V250H73ZM100 249V250H99ZM41 250V251H40ZM48 250V251H47ZM82 250V251H81ZM88 250V251H87ZM6 251V252H5ZM59 253H58V252ZM62 251V252H61ZM72 251V252H71ZM97 251V252H96ZM163 251V252H162ZM4 252V254H2ZM8 252V253H7ZM54 252V253H53ZM63 254H61V253ZM90 255H88L87 253ZM92 252V253H91ZM6 253H7V257H9L10 255H12V253L10 252L9 249H3V250H0V261L2 260L3 261V256H4V259H6L7 257L6 256ZM41 253V254H39ZM52 253V254H51ZM68 253V254H66ZM72 253V254H71ZM104 253V254H103ZM161 253V254H160ZM2 254V255H1ZM46 256H45V255ZM51 254V255H50ZM57 254H59L58 256H56ZM76 254V256H75ZM93 254V255H92ZM99 254V255H98ZM164 254V255H163ZM42 255V256H40ZM49 255V257H48ZM68 255H70L68 257ZM92 255V256H91ZM2 256V257H1ZM32 256V254H31ZM46 258H45V257ZM51 256V257H50ZM60 256V257H59ZM67 258H65V257ZM73 256V257H72ZM80 256V257H79ZM85 256V257H84ZM98 256V257H97ZM162 256V257H161ZM171 256V258L169 257ZM175 256V257H174ZM178 256V257H176ZM48 257V258H47ZM55 257V258H54ZM72 257V258H71ZM101 257V258H100ZM234 257V256H233ZM61 259V260H58ZM64 258V259H62ZM175 258V259H174ZM44 259V260H43ZM49 260V261H45V260ZM55 259H57L58 261H56ZM75 259V261H74ZM160 259H164V260H160ZM170 259V261H168ZM33 260V261H32ZM55 260V262L53 261ZM90 260V261H89ZM160 260V261H159ZM31 263H30V262ZM35 261V262H34ZM45 261V262H44ZM89 261V262H87ZM92 261V262H91ZM102 261V262H101ZM15 262H13V264H15ZM20 262V263H19ZM37 262V263H36ZM101 262V263H100ZM158 262V263H157ZM168 262V263H167ZM172 262V263H171ZM134 264L132 262H127V264ZM61 264V263H59ZM65 264V263H64ZM106 264V263H105ZM125 264V263H124Z\"/></svg>","mask_w":264,"mask_h":264}]
</instances>
